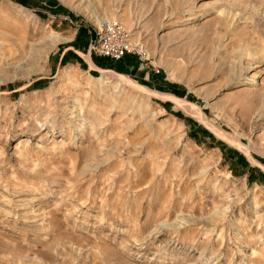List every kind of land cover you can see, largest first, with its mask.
Listing matches in <instances>:
<instances>
[{
    "label": "rangeland",
    "instance_id": "obj_1",
    "mask_svg": "<svg viewBox=\"0 0 264 264\" xmlns=\"http://www.w3.org/2000/svg\"><path fill=\"white\" fill-rule=\"evenodd\" d=\"M0 264H264V0H0Z\"/></svg>",
    "mask_w": 264,
    "mask_h": 264
},
{
    "label": "built area",
    "instance_id": "obj_2",
    "mask_svg": "<svg viewBox=\"0 0 264 264\" xmlns=\"http://www.w3.org/2000/svg\"><path fill=\"white\" fill-rule=\"evenodd\" d=\"M95 51L101 57L115 62L123 60L129 54H139L129 34L113 21L102 24Z\"/></svg>",
    "mask_w": 264,
    "mask_h": 264
},
{
    "label": "crops",
    "instance_id": "obj_3",
    "mask_svg": "<svg viewBox=\"0 0 264 264\" xmlns=\"http://www.w3.org/2000/svg\"><path fill=\"white\" fill-rule=\"evenodd\" d=\"M101 59H103V58H100L99 60H101ZM126 64H127V68L129 70H134L136 68V66H134V64L132 62H127ZM93 66L95 67L96 70H102V69H104L103 67H107V64H105L104 62L100 63V65H97V64L94 63ZM136 70L137 71L142 70L141 66H139Z\"/></svg>",
    "mask_w": 264,
    "mask_h": 264
}]
</instances>
